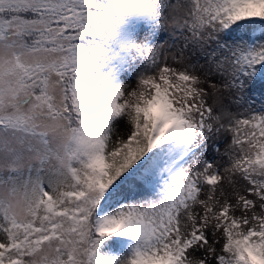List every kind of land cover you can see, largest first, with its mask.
Returning a JSON list of instances; mask_svg holds the SVG:
<instances>
[{
	"label": "snow or ice",
	"instance_id": "obj_1",
	"mask_svg": "<svg viewBox=\"0 0 264 264\" xmlns=\"http://www.w3.org/2000/svg\"><path fill=\"white\" fill-rule=\"evenodd\" d=\"M0 264H264V0H0Z\"/></svg>",
	"mask_w": 264,
	"mask_h": 264
},
{
	"label": "rangeland",
	"instance_id": "obj_2",
	"mask_svg": "<svg viewBox=\"0 0 264 264\" xmlns=\"http://www.w3.org/2000/svg\"><path fill=\"white\" fill-rule=\"evenodd\" d=\"M254 95H256L257 96V98H259V93L257 92V93H254Z\"/></svg>",
	"mask_w": 264,
	"mask_h": 264
}]
</instances>
